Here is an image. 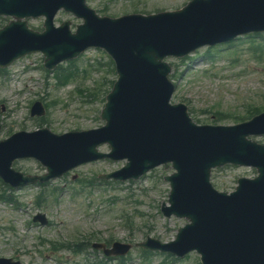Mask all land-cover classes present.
Returning <instances> with one entry per match:
<instances>
[{
	"label": "water",
	"instance_id": "1",
	"mask_svg": "<svg viewBox=\"0 0 264 264\" xmlns=\"http://www.w3.org/2000/svg\"><path fill=\"white\" fill-rule=\"evenodd\" d=\"M83 1L0 0V13L17 19L45 15L50 21L55 11L63 7L86 21L75 36H64L48 26L42 37L28 34L24 25L17 23L16 28L8 31L19 35H12L7 42L11 59L39 50L52 64L89 46L108 52L116 62L119 79L102 112L107 125L98 132L100 139H96L98 143H112L116 151L123 149L119 155L132 162L122 178L138 177L158 163L172 162L177 174L170 180L171 201L177 205L179 215L191 220L187 229L192 231L188 237L193 240L187 244L201 254L202 263L264 264V147L245 140L249 134L264 133V114L235 129L194 127L186 118L184 107L168 104L173 87L165 78L169 68L161 62L168 55L212 44L216 37L227 40L249 29L264 28V0H195L183 13L115 21L97 19L83 6ZM16 37L25 45L19 47ZM18 148L21 154L48 163L53 174L56 173L52 162L66 158L61 153L48 162L36 153L35 144L25 143ZM8 153L0 146V158ZM91 159L82 157L77 162ZM231 161L252 163L260 176L253 182L250 196L228 197L227 208L226 202L217 207L209 205L212 225L207 222L208 231L200 236L194 231L199 227L197 216L184 204V187L192 191L200 188L211 198L226 199L211 191L208 178L212 167Z\"/></svg>",
	"mask_w": 264,
	"mask_h": 264
},
{
	"label": "rangeland",
	"instance_id": "2",
	"mask_svg": "<svg viewBox=\"0 0 264 264\" xmlns=\"http://www.w3.org/2000/svg\"><path fill=\"white\" fill-rule=\"evenodd\" d=\"M189 0H88L87 4L95 11L106 9L105 16L118 17L128 13H156L181 8ZM100 13V12H99ZM101 15V14H100ZM70 20L78 23L69 14H60L57 23ZM6 20L0 21V26ZM41 20H29L31 27H40ZM214 48V47H213ZM203 50L200 52L203 55ZM213 59L195 58L182 63L175 61L186 73L173 80L176 92L172 103H183L187 106L191 117L198 124L232 125L228 118L216 121L215 115L230 116L237 114L243 118V112L252 106L262 108L264 105V36L236 41L232 46H222L212 52ZM40 56L22 60L6 71V76H0V105L7 117L0 120V140L10 133L25 130L32 131L40 119H32L26 111L27 95L20 105L15 104L16 97L11 87L20 89L22 85L14 83L20 73L37 78L35 93L28 101L43 98L50 105L46 116V127L54 133L79 131L97 128L102 125L99 118L103 107V98L109 86H105L104 78L111 73L105 66L99 71L90 66L106 59L97 50H89L77 60L79 69H87L86 75L76 76L65 88H56L54 79H46L39 68ZM173 61V60H172ZM30 63L38 65L37 73L26 71ZM76 89L87 90L81 95ZM100 89L99 96H89L88 90ZM14 95V96H13ZM2 101V102H1ZM20 101V100H19ZM2 103V104H1ZM26 111V113H25ZM2 113V114H3ZM240 113V114H239ZM264 142V138L256 139ZM105 147L101 151H106ZM120 162H97L77 168L61 180L47 183L43 189L29 186L19 190H8L0 184V192L14 200L9 204L0 201V257L11 258L25 264H55L57 257L84 263L82 255L73 256L66 250H53L59 244L81 243L97 260L106 264H120L119 261L104 259L101 250H94L90 244H100L105 239L112 242H128L131 244L143 242L146 236L156 238L161 242L170 241L176 230L185 224L182 219L164 218L160 206L167 202L169 185L163 181L165 175L171 174V169L162 167L155 169L132 183H101L99 187L87 191H79L81 180H91L97 175L111 172L121 167ZM27 174L40 175L42 167L32 160H23L16 164ZM16 169V170H17ZM255 172L249 168L226 167L212 172L211 183L218 191L230 192L241 177H254ZM44 190L38 205L35 197ZM54 190V191H53ZM17 209H15V207ZM36 212H43L49 224L41 227L31 223ZM126 264L142 263L138 248L134 247L126 258ZM162 260L157 254H151L148 262L157 264ZM125 263V261H124ZM145 263V262H144ZM198 257L189 255L182 262L175 264H197ZM170 264V263H167Z\"/></svg>",
	"mask_w": 264,
	"mask_h": 264
}]
</instances>
